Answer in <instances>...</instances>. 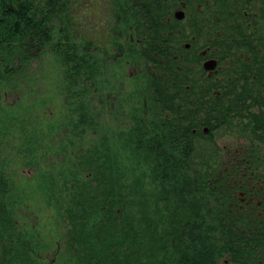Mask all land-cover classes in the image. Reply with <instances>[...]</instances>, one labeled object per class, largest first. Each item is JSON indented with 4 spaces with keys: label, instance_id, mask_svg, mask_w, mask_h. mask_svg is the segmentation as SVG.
Listing matches in <instances>:
<instances>
[{
    "label": "trees",
    "instance_id": "1",
    "mask_svg": "<svg viewBox=\"0 0 264 264\" xmlns=\"http://www.w3.org/2000/svg\"><path fill=\"white\" fill-rule=\"evenodd\" d=\"M45 55L66 136L96 130L85 156L59 157L60 128L7 102ZM116 55L143 69L129 126L105 120L124 108L102 72ZM222 130L244 142L228 159ZM17 164L67 228L60 264H264V0H0V264H52L21 226ZM252 186L261 206L237 197Z\"/></svg>",
    "mask_w": 264,
    "mask_h": 264
},
{
    "label": "rangeland",
    "instance_id": "2",
    "mask_svg": "<svg viewBox=\"0 0 264 264\" xmlns=\"http://www.w3.org/2000/svg\"><path fill=\"white\" fill-rule=\"evenodd\" d=\"M37 65L31 71L33 74L25 78L24 82L20 84L21 86L18 85L13 90L9 89L7 102L11 105L15 104L14 106L19 109H25L26 107L33 109L34 114L43 118L44 125L48 122L58 123L62 118L63 111H65L63 106L64 94L61 92L62 87H64V83L61 81V67L57 61H54L53 57L48 55L40 58ZM107 70L109 71L105 74L104 79L107 78V81L110 79L112 82L108 81L109 83H113L114 75L117 78V76L124 74L125 94L123 95L127 97L124 110H128L131 103L133 104V100H129V98L136 99V90L143 92L142 96L144 95L143 69L137 63L125 60L120 56L112 61ZM220 132L217 139L223 148V154L228 159L229 155L238 152L244 142L240 138L235 139L234 136L228 135L223 130ZM13 167L16 170V180L28 190L26 201L18 207L20 209L21 226L37 232L40 241L47 242V247L41 251L47 262L52 263L51 261L55 258L58 261L56 249L58 245L64 249V234L67 228L58 223L57 210L53 206H48L42 191L37 190L35 170L28 167L23 168L18 164ZM65 255V251L60 254L62 258H65Z\"/></svg>",
    "mask_w": 264,
    "mask_h": 264
},
{
    "label": "flooded vegetation",
    "instance_id": "3",
    "mask_svg": "<svg viewBox=\"0 0 264 264\" xmlns=\"http://www.w3.org/2000/svg\"><path fill=\"white\" fill-rule=\"evenodd\" d=\"M117 56L118 55H116V59L118 57H120L121 55H119L118 57ZM205 61L206 60H203L202 61V66H203V63ZM108 71L109 70L105 69L102 72L104 74H106V73H108ZM213 72H216V69L213 70V71H209L208 73L209 74H212ZM62 77H63V75H61V81L63 83ZM113 79L114 80L116 79L117 82L119 81L118 85H119L120 92H121L120 93L119 100H121V102L124 104V107H125V104H126V101H127V97H126V95L125 96L123 95V94H125V92H124V88H125L124 74H121L120 76H117V78H115V75H114V78ZM108 81H110V79ZM93 84H94V82H91L90 83V86L93 87ZM63 85L65 86V83ZM91 90H92L91 91L92 94L90 95L91 96V99H92L91 102H92V104H94V107H95V105H96L95 104V93H94L95 91L93 89H91ZM61 92H62V90H61ZM5 96L7 97L8 94H5ZM105 99L106 100H105L104 104H105L106 108H108L109 110H112L111 109V106L114 103H111V101H113V99H111V95L110 94H109V96L107 95V98H105ZM69 102H70V99L67 100V96L64 94L63 95V106H64V110L65 111H63L62 116L65 117V118H69L71 116V111H69V107H68V104H67ZM123 111H125L124 108L122 110L116 111L114 113L115 115L112 114L111 116L106 117V119H105L106 122H108L111 126L115 123V121L122 122V123L126 124V126H129L128 125V123H129V116H127V115L124 116V114H122ZM103 121H104V119H103ZM96 122H97V120L95 119V123ZM70 124L76 125L77 122L76 121L73 122V120H71V122L62 120V121H59L58 123L48 122L45 125L43 124V128L45 130H48L50 127H52L56 131V128L55 127L60 128L59 133H60V135H64V136H61V137H53V139H56L59 142L61 141L59 143V145L60 144L61 145H65L63 147L65 148L66 151H65L64 154L61 153L59 157L65 159V160L67 159V161L69 160V158H71L70 160H72L73 157L87 155L88 154L87 153V148L89 147V145L93 142V140H97L98 139L97 138L96 130H93V133L90 134V135L87 132L84 134V137H83L84 140H83V138H76L75 137L74 138V141H72L71 139H73V137L72 136H71V138L67 137L66 136L67 131L66 130L64 131V129H70L69 128ZM203 132L204 133L205 132H208V128L207 127H204L203 128ZM79 144H80V146H78ZM80 150H82V151L80 152ZM40 173H41L40 171L38 172V171L35 170V172H34V174H36V177L35 178L39 177V175H42ZM89 174H91V173H89ZM235 183H237V181H235ZM254 188H255L254 186H252L249 189L244 188L240 192H238V194H237L238 198H240V200L243 202V204H245L247 207H251L252 205L261 206V204H262L263 198H261V196L259 195L258 191L255 190ZM31 228H33V227H31ZM33 232H35V231H33ZM37 234L38 233L35 232V235L36 236H37ZM37 238L40 239V236L38 235ZM61 250H62L61 247L58 245V248L56 249L57 256L62 252ZM55 259L51 261L53 264L55 263Z\"/></svg>",
    "mask_w": 264,
    "mask_h": 264
},
{
    "label": "water",
    "instance_id": "4",
    "mask_svg": "<svg viewBox=\"0 0 264 264\" xmlns=\"http://www.w3.org/2000/svg\"><path fill=\"white\" fill-rule=\"evenodd\" d=\"M185 17V12L182 11V10H177V12L175 13V18L176 19H179V20H182L184 19ZM189 47V46H188ZM203 66L204 68L207 70V71H213L217 68V60L215 58H212V59H209V60H206L204 63H203Z\"/></svg>",
    "mask_w": 264,
    "mask_h": 264
}]
</instances>
